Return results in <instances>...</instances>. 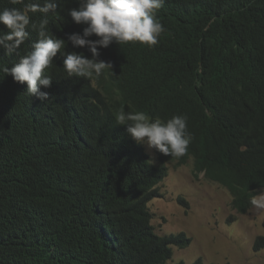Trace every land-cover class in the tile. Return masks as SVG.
I'll list each match as a JSON object with an SVG mask.
<instances>
[{
	"label": "trees",
	"instance_id": "trees-1",
	"mask_svg": "<svg viewBox=\"0 0 264 264\" xmlns=\"http://www.w3.org/2000/svg\"><path fill=\"white\" fill-rule=\"evenodd\" d=\"M30 2L0 0V11ZM55 2L48 34L91 58L68 40L86 27L68 15L78 0ZM29 15L39 23V12ZM156 15L158 45L100 48L112 69L98 78L69 77L58 53L43 102L2 71L38 33L12 55L0 49V264H186L173 261L174 249L192 239L159 235L149 207L175 161L192 160L196 175L226 188L238 213L264 191V0H165ZM121 108L162 120L186 114L187 153L155 150V164L116 123ZM263 249L259 237L255 251Z\"/></svg>",
	"mask_w": 264,
	"mask_h": 264
},
{
	"label": "clouds",
	"instance_id": "clouds-1",
	"mask_svg": "<svg viewBox=\"0 0 264 264\" xmlns=\"http://www.w3.org/2000/svg\"><path fill=\"white\" fill-rule=\"evenodd\" d=\"M10 3L23 4L24 0H10ZM164 3L165 0H78L79 7L70 9L68 15L73 22L86 27L82 34H70L68 40L74 47H86L92 54L91 58L66 52V41L48 34V14L54 13L58 7L55 0H43V3L36 0L24 4L23 8H5L0 11V24L8 31H0V49L6 55L16 53L29 40L31 31L38 33V39L32 43L30 52L11 67H3L2 71L16 82H26L30 96L46 101L49 93L41 91V88H50L53 84L48 69L58 53L63 57V67L69 77L98 78L112 69L110 62L99 59L100 48H107L113 42L119 45L139 43L150 49L158 45L165 28L156 13ZM36 12L41 14L39 23L29 15ZM93 35L98 39H89ZM115 119L118 125L127 126L128 134L138 144H146L149 149L165 156H184L193 139L186 114L162 120L144 111L125 112L121 108ZM251 203L257 208H264V194L254 196Z\"/></svg>",
	"mask_w": 264,
	"mask_h": 264
},
{
	"label": "rangeland",
	"instance_id": "rangeland-1",
	"mask_svg": "<svg viewBox=\"0 0 264 264\" xmlns=\"http://www.w3.org/2000/svg\"><path fill=\"white\" fill-rule=\"evenodd\" d=\"M143 145L158 164L155 149ZM168 167V176L159 185L163 197L151 201L149 207L159 235L184 232L192 239L189 247L174 249L173 261L264 264V249L255 251L257 239L264 237V208L253 205L247 213H238L229 191L203 174L196 175L192 160L186 165L175 161Z\"/></svg>",
	"mask_w": 264,
	"mask_h": 264
}]
</instances>
